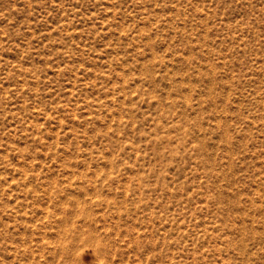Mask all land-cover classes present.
<instances>
[{
	"label": "rangeland",
	"instance_id": "rangeland-1",
	"mask_svg": "<svg viewBox=\"0 0 264 264\" xmlns=\"http://www.w3.org/2000/svg\"><path fill=\"white\" fill-rule=\"evenodd\" d=\"M0 264H264V0H0Z\"/></svg>",
	"mask_w": 264,
	"mask_h": 264
}]
</instances>
